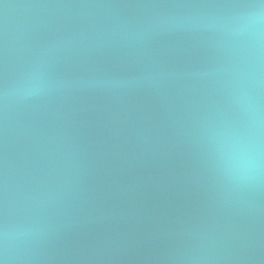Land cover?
Returning <instances> with one entry per match:
<instances>
[{
    "label": "water",
    "instance_id": "1",
    "mask_svg": "<svg viewBox=\"0 0 264 264\" xmlns=\"http://www.w3.org/2000/svg\"><path fill=\"white\" fill-rule=\"evenodd\" d=\"M258 0H0V229L17 264H264V180L217 166L224 23Z\"/></svg>",
    "mask_w": 264,
    "mask_h": 264
},
{
    "label": "clouds",
    "instance_id": "2",
    "mask_svg": "<svg viewBox=\"0 0 264 264\" xmlns=\"http://www.w3.org/2000/svg\"><path fill=\"white\" fill-rule=\"evenodd\" d=\"M220 88L230 109L206 128L219 169L240 186L264 180V0L224 23ZM26 244L13 229H0V264H17Z\"/></svg>",
    "mask_w": 264,
    "mask_h": 264
}]
</instances>
